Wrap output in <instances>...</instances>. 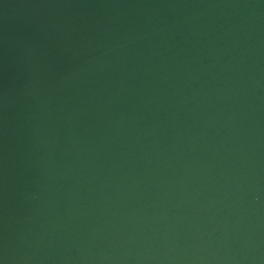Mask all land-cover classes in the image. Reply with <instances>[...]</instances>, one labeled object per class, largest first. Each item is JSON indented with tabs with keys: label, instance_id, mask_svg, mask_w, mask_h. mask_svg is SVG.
I'll return each mask as SVG.
<instances>
[{
	"label": "water",
	"instance_id": "1",
	"mask_svg": "<svg viewBox=\"0 0 264 264\" xmlns=\"http://www.w3.org/2000/svg\"><path fill=\"white\" fill-rule=\"evenodd\" d=\"M0 264H264V0H0Z\"/></svg>",
	"mask_w": 264,
	"mask_h": 264
}]
</instances>
